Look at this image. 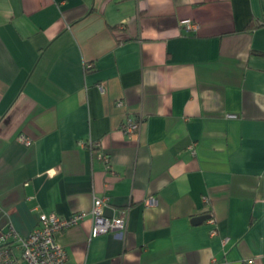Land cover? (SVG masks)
<instances>
[{"label": "crops", "instance_id": "obj_1", "mask_svg": "<svg viewBox=\"0 0 264 264\" xmlns=\"http://www.w3.org/2000/svg\"><path fill=\"white\" fill-rule=\"evenodd\" d=\"M263 19L264 0H0V232L107 197L125 230L56 232L64 264H264Z\"/></svg>", "mask_w": 264, "mask_h": 264}, {"label": "built area", "instance_id": "obj_2", "mask_svg": "<svg viewBox=\"0 0 264 264\" xmlns=\"http://www.w3.org/2000/svg\"><path fill=\"white\" fill-rule=\"evenodd\" d=\"M264 21V19H263ZM189 28H195L196 25L189 19L181 20ZM90 64H85V68ZM117 107L125 108V103L121 99L115 100ZM143 117L133 116L124 112L119 127L125 135L136 134L140 128ZM18 141L24 145H30L31 139L20 134ZM91 148H99L98 142L88 140L86 143ZM96 156L100 159L106 169H110L109 157L102 149H95ZM207 201L206 197H203ZM107 197L93 196L92 204L89 210L75 211L68 216H59L53 212H39L37 222L31 231L22 236L13 225L9 223L5 231L0 232V264H64L68 258L65 248L58 243L55 238L56 232L67 229L73 225L82 222L86 216L90 217L91 228L90 235L96 236L106 232H123L126 228V211L122 209L118 215L107 216L103 213V207L107 204ZM155 198L149 195L145 203L149 206L154 205ZM208 222L214 227L211 234L216 233L215 220L209 217ZM227 238L223 239L225 243ZM252 258L245 259L242 264H253Z\"/></svg>", "mask_w": 264, "mask_h": 264}, {"label": "water", "instance_id": "obj_3", "mask_svg": "<svg viewBox=\"0 0 264 264\" xmlns=\"http://www.w3.org/2000/svg\"><path fill=\"white\" fill-rule=\"evenodd\" d=\"M205 218H207V215H200V216H196V217L193 219V221H194L195 223H198V222H200L201 220H203V219H205Z\"/></svg>", "mask_w": 264, "mask_h": 264}]
</instances>
